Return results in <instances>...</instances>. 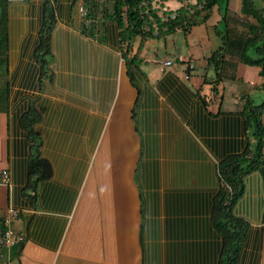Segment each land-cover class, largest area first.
Here are the masks:
<instances>
[{
	"label": "trees",
	"instance_id": "obj_1",
	"mask_svg": "<svg viewBox=\"0 0 264 264\" xmlns=\"http://www.w3.org/2000/svg\"><path fill=\"white\" fill-rule=\"evenodd\" d=\"M12 1L0 0V80L5 79V84L0 86V109L8 106L11 48L8 7ZM152 1L114 0L112 9L105 12L104 22L115 24L116 36L93 38L89 32L82 33L96 40V44L76 36L51 39L52 14L49 13V23H45L34 55L40 63V83L43 80L53 83L56 75L58 84L53 87V94L49 98L37 97L33 101L22 117V124L31 140H35L33 126L41 123L42 135L37 138L38 143L46 141L53 151L64 156L72 155V158L69 156L73 166L69 169V179L71 186L77 185L85 171L87 159L83 158L84 163L79 162L81 158H77L76 153L84 142L82 139H86V148L88 142L92 143L91 139L97 137L100 126L95 125L91 136L89 118L86 117L85 124L81 125L77 111L69 107L70 101L74 99L88 105L103 102L101 93L106 94L98 90L100 86L104 87L99 83L96 89L95 85L89 87L85 84L89 82L94 68L86 64L88 53L80 42L84 41L86 46L87 43L93 45L102 57L118 51L125 61L130 84L137 91L132 121L140 144L134 181L139 187L141 199L139 241L142 264H239L249 226L243 219L233 215L232 207L243 194L244 177L254 171L264 170V16L258 17L256 11L249 8L256 25L238 29L232 25L230 0H196L195 4H187V7L182 6L176 11H162L163 5L160 9L153 8ZM159 1L163 3L164 0ZM255 1L249 0L247 4L252 6ZM214 7H217L220 16L214 29L218 25L222 26L220 31L215 29L221 44L207 59L208 69L201 79L204 85L210 84L207 94L211 92L212 99L218 96L221 101L216 111L209 108L210 99L207 95L205 97L200 90L195 91L188 84L192 74L183 80L165 70L153 85L141 69L142 50L148 40L180 30L188 35L193 27L205 24L211 18ZM174 13L176 15L172 17ZM92 17L94 15L89 11L87 19ZM234 22L241 20L236 18ZM105 23L103 29H106ZM63 44H67L66 49ZM97 44L100 47L97 48ZM107 44L112 48L102 47ZM72 45L75 46L73 52L69 50ZM64 51L68 63L76 59V65L73 63L71 67L77 72L69 68L67 72L65 70L69 77L67 83L58 78L56 70L49 68V64L55 65L57 57ZM237 63L259 67L262 82L253 88L252 95L243 96L237 111L229 112L222 108L224 86H219L225 81L236 80L234 69ZM105 64L101 65L104 70ZM81 71L91 75L87 78L86 73ZM208 71L212 72L213 82H207ZM106 78L101 76L100 79ZM113 84L109 97H106L107 104L113 102L115 97ZM87 88L91 94L96 93L93 101L85 99ZM217 88H221L220 94H217ZM256 91L262 95L258 101L253 97ZM74 92L79 96L75 97ZM161 98L178 116L180 124L176 127L160 119ZM53 103H61L55 113L49 110ZM47 117L49 123L54 120L55 124H52L53 128L47 127L48 131L45 132L43 122ZM182 126L188 132L184 133ZM163 131L167 136H161ZM167 147L172 148L175 163L171 185L166 179V187L162 191L160 151ZM56 159H61V156L58 155ZM30 168L39 173L42 197L49 204H46L47 208L66 212L69 203L73 202V189L58 181L52 182L54 172L44 158H34Z\"/></svg>",
	"mask_w": 264,
	"mask_h": 264
},
{
	"label": "crops",
	"instance_id": "obj_2",
	"mask_svg": "<svg viewBox=\"0 0 264 264\" xmlns=\"http://www.w3.org/2000/svg\"><path fill=\"white\" fill-rule=\"evenodd\" d=\"M113 1L13 0L9 4L8 23L11 44L8 64L9 95L7 108L0 109V172L5 171L8 184L0 183V222L10 209L18 211L19 217L12 219L10 226L24 239L4 252L8 264H67L69 257L74 255L71 250L73 246L78 248L81 254L84 252L87 257H100L103 262L109 264L124 263V261L117 263L120 258V249L117 244L119 229H117L114 212L116 200L112 195L117 188L119 191L123 190L124 179L127 178L125 174L127 175L130 169L128 164L131 152L126 148L118 153L110 144L108 147L104 139L88 168L87 177L85 169L79 183L71 186L69 169L73 167L72 155H69L70 158L53 151L46 141L38 143L37 138L42 135L41 123L33 126L35 140H31L27 129L22 124V117L32 106L33 101L37 97L53 94L54 91L53 83L48 80L40 83V63L34 55L44 33L45 23H49L47 18L49 13L52 14L51 39L76 36L94 41L93 43L96 44V40L91 37L99 38L105 35L107 38H112L117 34L113 22H104L105 12L112 9ZM89 11L94 17L87 19ZM219 19L214 18V21L218 22ZM103 23L106 29H103ZM196 27H193L188 35H192ZM83 31L91 33V37L83 35ZM13 40H16L15 44ZM150 42L154 43V39L146 42L141 55L142 62L153 61L150 58L148 60V56L145 59L144 54ZM98 44L97 48L100 47ZM63 45L66 49L67 44ZM107 45L102 47L112 48L110 44ZM115 49L114 47L113 50ZM188 52H192L194 57L199 54L198 50L193 51L191 48ZM53 65V63L49 64L52 71L55 70ZM234 70L236 80L225 81L219 86L222 88L224 86L222 108L229 112H235L241 106V103L236 100L239 93L243 96L252 95L253 88L262 82L259 67L237 63ZM184 73L183 70V75ZM160 75L156 80L160 78ZM193 75L190 76V80L196 84L198 76ZM239 81L247 87L239 92V89L233 86L230 90L232 97L227 100L228 85ZM3 84L5 79L0 80V86ZM54 84L57 85L58 82L55 80ZM200 85L204 89L208 86V84L203 85L202 82ZM116 94L115 90V96ZM121 94L125 97L126 93L122 91ZM204 94L209 99L213 97L208 95L207 91ZM219 102H221L220 99L216 100V108L213 111L217 110ZM88 147L85 148V153L83 150L81 156L77 157L81 158L78 159L79 162L84 163L83 158L88 161ZM58 155L61 159H56ZM37 156L44 158L51 165L54 172L52 182L58 181L63 186L73 189V202L69 203V209L66 212L47 208V199L42 197L39 173L30 168L31 161ZM115 182L119 183L114 186ZM243 185V194L232 207L233 215L243 219L249 226L238 262L239 264H264V170L254 171L245 176ZM127 213L133 226L129 234H123V232L121 234L122 240L119 246L125 254H129L135 247V231L133 230L136 222V205L129 206ZM123 215L126 216V212ZM132 256L133 253L130 258Z\"/></svg>",
	"mask_w": 264,
	"mask_h": 264
},
{
	"label": "rangeland",
	"instance_id": "obj_3",
	"mask_svg": "<svg viewBox=\"0 0 264 264\" xmlns=\"http://www.w3.org/2000/svg\"><path fill=\"white\" fill-rule=\"evenodd\" d=\"M189 4L193 5L196 3V0H186ZM153 8H161L163 5L165 9L167 8L169 11H176L177 9H180L183 6V3L185 4L184 0H164L163 3L159 0L152 1ZM249 0H230L229 4V10L231 11V18H232V25L235 26L238 29L246 28V25H256V19L253 17L251 11L255 10L258 17L264 16V2L263 0H256L255 3L252 4V6H249L247 3ZM251 11H250V9ZM249 9V10H247ZM213 16V17H212ZM212 20L211 18L205 22V24L196 27L193 29L192 35H185L184 32L177 31L172 34H168L166 36H163L161 38L154 39V43L148 44L145 48L144 54L145 59L148 56L153 61H147L142 62L141 69L145 74L148 76L149 81L151 84H155L157 81L156 78H158V75L161 74V71L159 70L158 63L165 59H171L176 60L179 55H183L182 57L186 59L187 57H191L194 61L195 69L193 72V76H198L196 80V84H193V80L188 81V84L195 90L199 91L206 97V94H204L205 91L208 93V88L200 85L201 78L204 74H206V71L208 69L207 65V59L210 57L211 53L213 51H216L219 45L221 44L220 36L217 35L216 30L220 31L222 29L221 25H218L214 30V26L217 24L215 19L220 18V16L217 14V7H214L212 11ZM238 18L241 20V22L235 23L234 21ZM14 44L16 43V40H13ZM136 42H138L136 40ZM135 42V45L137 44ZM82 47H86V51L88 53L87 58V65H92V68H94V71L92 76L89 79V82H85V84H88L89 87H93L95 85V89L97 86V83L101 84L104 87H99L98 90L101 92H105L106 94L102 95L104 100H101L103 102H96V103H90L86 104L84 102H77L74 99H71L70 106L72 108V111H77V119L81 125L85 124V119L89 118V125L91 136L93 131H95V125L100 126V129L97 133L96 138H92L91 142H88V161L86 164V174L87 177V171L88 168L91 166L93 162V158H95V154L97 150L100 148L101 142L106 139V144L111 145V147L118 151V153L126 148H128L129 152H133L132 154L129 153V164L130 167L129 173L125 176L127 177L124 179V186L123 190L120 191L117 190L114 192L112 196H114L116 200V204L114 202V212L116 217V224L118 230V240L117 244L120 249V258L118 259L117 263L122 264H142V247L139 241L140 236V224H141V199H140V193H139V187L136 185L134 181V172L135 167L138 161L139 152H140V144L138 136L135 132L134 124L132 121V112L134 110L135 102L137 100V91L132 85L130 84V80L127 77L126 74V67H125V61L123 60L121 54L116 51L113 53H107L104 57L101 56V54H98V50L94 48L93 45L90 43H87V46L85 45L84 41L80 42ZM193 49L198 50L199 54L197 57H194V54L192 52H188L189 50ZM71 52L75 51V46L72 45V47L69 48ZM66 51V50H65ZM65 51L62 53V55H59L57 57V62L55 63L54 67L57 71L58 78L62 80L63 83H67V79H69L68 75L65 74V70L69 68V70H74V68L71 67L74 66L73 63L76 65V59H74V62L72 61L70 63L67 62V55L64 54ZM110 50H108L109 52ZM131 56V55H130ZM143 60V59H142ZM53 61L55 62V57H53ZM103 63H106L105 70L101 67ZM183 70H185V64H179L177 66L168 68L167 71H171L175 73L177 76H180L182 79L184 78ZM67 72V70H66ZM77 72V71H76ZM85 72L87 78L89 75H91L89 72ZM89 73V74H88ZM185 74V73H184ZM101 76L107 77L106 79H100ZM208 78L207 82H213L214 78L212 75V72L208 71ZM68 77V78H67ZM57 79V76L54 75V81H53V87H56L54 84L55 80ZM184 80V79H183ZM203 80V79H202ZM88 81V80H87ZM114 83V84H113ZM114 85L115 90L117 91L116 96L113 99V102H108V99L106 97H109V92L111 91V85ZM212 84V83H211ZM68 85V84H67ZM204 85V84H203ZM45 86V84H44ZM233 86H236L237 89H239V92H242V90H245L247 87L246 84H244L242 81L235 82L234 84L228 85L229 91L227 92V100L232 97L230 90L233 88ZM245 87V88H244ZM45 90V88H44ZM81 89V92H83ZM205 90V91H204ZM217 94H220L221 88H217ZM124 91L125 97H122L121 92ZM59 92H62L59 90ZM66 92V91H65ZM85 92V91H84ZM80 93V92H79ZM72 94V92H71ZM74 96L78 97L79 94H76L74 92ZM108 94V95H107ZM224 94V93H223ZM58 95V94H57ZM85 99H88L90 101H93L96 93L89 91V89H86ZM107 95V96H106ZM51 94H47L46 98H49ZM210 96H212V93L210 92ZM262 95L256 91L253 97L258 99ZM208 98V96H207ZM243 98V95L239 93V97H237V102L241 103ZM60 99V98H59ZM209 99V98H208ZM219 97L214 96L213 99H210V105L209 108L214 110L216 108V100L218 101ZM37 101V100H36ZM35 101V103H36ZM60 101V100H59ZM95 102V101H94ZM126 102V103H124ZM228 102V101H227ZM84 103V104H83ZM66 103L65 105H67ZM33 105V104H32ZM35 105V104H34ZM61 105V103H53L51 104L49 110H54L53 112H57L58 106ZM47 106V105H46ZM224 107H227V103L224 105ZM61 109L60 111H62ZM160 119L162 121H168L171 125L177 126L180 124L178 116L169 108V106L166 104L165 100L163 98L160 99ZM44 130L48 131L47 127L53 128V123L55 124V121L52 120L49 123V118L47 117V120H44ZM49 123V124H48ZM163 127L165 125L163 124ZM162 127V128H163ZM174 128V127H173ZM183 129V132H188V129L185 126H182L181 129ZM164 129V128H163ZM165 130V129H164ZM162 132L161 136L165 137L164 133ZM53 135H51L52 137ZM83 145H81V148H78L79 151H77L76 156L79 157L81 155L80 151L84 150L85 153V141L86 139H82ZM88 140V139H87ZM105 141V140H104ZM127 146V147H126ZM172 148L167 147L165 150L160 151V162H161V177H162V191L166 187V179H169V184L171 185V179H172V168L173 164L175 163L174 160V152L171 150ZM112 150V149H111ZM112 150V151H114ZM75 156V157H76ZM119 175V174H118ZM113 176V174H111ZM89 177V175H88ZM87 179V178H86ZM86 182V180H85ZM119 182L113 183L118 184ZM112 184V185H113ZM136 205V222H135V247L131 249L129 254L123 253L121 250L122 247L119 246L122 238L121 234H129L132 231L133 222H131V218L128 215L127 211L129 206ZM127 210V211H126ZM126 212V216L123 215V213ZM75 223L73 224V226ZM73 229V228H72ZM75 230V229H74ZM72 232V231H71ZM73 234V233H72ZM68 249V248H67ZM71 250L74 252V255H71L72 257H69L67 264H109L106 262H103L102 259L96 258V257H87V255L83 252V254L80 253V250L73 246L71 247ZM70 251V250H69ZM131 253H133V256L130 258ZM121 257L123 259H121Z\"/></svg>",
	"mask_w": 264,
	"mask_h": 264
},
{
	"label": "built area",
	"instance_id": "obj_4",
	"mask_svg": "<svg viewBox=\"0 0 264 264\" xmlns=\"http://www.w3.org/2000/svg\"><path fill=\"white\" fill-rule=\"evenodd\" d=\"M183 6L187 7V1ZM162 11H166L165 8L162 9ZM176 14L174 13L172 17H174ZM185 64V74H184V80H187L190 76V74H193L195 65L194 61L191 57H187L184 59L182 56H178L177 59L171 60V59H165L158 63L159 70L165 71L168 68L177 66L179 64ZM0 183L2 184H8V176L5 173V171L0 172ZM19 217V212L10 209L8 211V214L3 218L2 222H0V264H8V260L5 257L4 252L8 250L11 246H13L17 242L23 241L24 237L15 233L14 230L10 226V222L12 219H15Z\"/></svg>",
	"mask_w": 264,
	"mask_h": 264
}]
</instances>
